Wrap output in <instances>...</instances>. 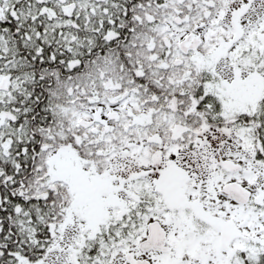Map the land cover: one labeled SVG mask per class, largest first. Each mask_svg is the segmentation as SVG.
<instances>
[{"label":"snow or ice","instance_id":"obj_1","mask_svg":"<svg viewBox=\"0 0 264 264\" xmlns=\"http://www.w3.org/2000/svg\"><path fill=\"white\" fill-rule=\"evenodd\" d=\"M0 264H264V0H0Z\"/></svg>","mask_w":264,"mask_h":264}]
</instances>
